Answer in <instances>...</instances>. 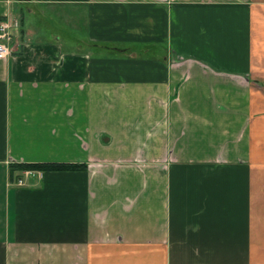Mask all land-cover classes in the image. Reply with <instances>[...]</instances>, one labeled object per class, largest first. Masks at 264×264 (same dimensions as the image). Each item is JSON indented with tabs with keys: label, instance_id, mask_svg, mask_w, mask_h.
Returning <instances> with one entry per match:
<instances>
[{
	"label": "crops",
	"instance_id": "0c3cea01",
	"mask_svg": "<svg viewBox=\"0 0 264 264\" xmlns=\"http://www.w3.org/2000/svg\"><path fill=\"white\" fill-rule=\"evenodd\" d=\"M9 15L0 264H264V0H0Z\"/></svg>",
	"mask_w": 264,
	"mask_h": 264
},
{
	"label": "built area",
	"instance_id": "2783aa9c",
	"mask_svg": "<svg viewBox=\"0 0 264 264\" xmlns=\"http://www.w3.org/2000/svg\"><path fill=\"white\" fill-rule=\"evenodd\" d=\"M19 23L15 16L9 15L0 21V57H3L10 53L12 49V41L15 37V32ZM34 170H24V175L32 174ZM22 178L16 180L17 184L22 183Z\"/></svg>",
	"mask_w": 264,
	"mask_h": 264
},
{
	"label": "trees",
	"instance_id": "16d2710c",
	"mask_svg": "<svg viewBox=\"0 0 264 264\" xmlns=\"http://www.w3.org/2000/svg\"><path fill=\"white\" fill-rule=\"evenodd\" d=\"M2 18H0L1 20ZM22 19H19V25H21ZM59 165L50 164V163H14L9 166V172L12 174L15 170L21 171L25 169L31 170H45L54 167H58ZM66 166V165H65Z\"/></svg>",
	"mask_w": 264,
	"mask_h": 264
},
{
	"label": "rangeland",
	"instance_id": "374dc122",
	"mask_svg": "<svg viewBox=\"0 0 264 264\" xmlns=\"http://www.w3.org/2000/svg\"><path fill=\"white\" fill-rule=\"evenodd\" d=\"M16 19H17V22L19 23V16H16L15 17ZM23 174V173H22ZM23 176H24V174H23ZM25 177V176H24Z\"/></svg>",
	"mask_w": 264,
	"mask_h": 264
}]
</instances>
